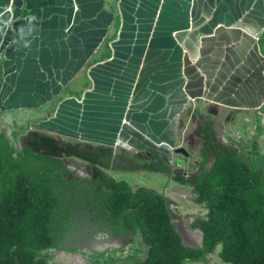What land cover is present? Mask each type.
Here are the masks:
<instances>
[{"label": "crops", "instance_id": "0c3cea01", "mask_svg": "<svg viewBox=\"0 0 264 264\" xmlns=\"http://www.w3.org/2000/svg\"><path fill=\"white\" fill-rule=\"evenodd\" d=\"M263 29L264 0H0V128L169 150L193 109L261 107Z\"/></svg>", "mask_w": 264, "mask_h": 264}, {"label": "trees", "instance_id": "16d2710c", "mask_svg": "<svg viewBox=\"0 0 264 264\" xmlns=\"http://www.w3.org/2000/svg\"><path fill=\"white\" fill-rule=\"evenodd\" d=\"M258 43L261 48L264 29ZM206 163L203 158L194 177L154 164L155 171L191 186L205 207L190 224L201 241L187 246L163 194L104 172L68 177L61 157L11 143L0 131V264H61L46 251H75L98 233H138L146 252L90 264H212L213 253L225 264H264V154L255 162L231 148L208 169Z\"/></svg>", "mask_w": 264, "mask_h": 264}, {"label": "rangeland", "instance_id": "374dc122", "mask_svg": "<svg viewBox=\"0 0 264 264\" xmlns=\"http://www.w3.org/2000/svg\"><path fill=\"white\" fill-rule=\"evenodd\" d=\"M202 108L204 109H193L190 116L186 113L182 117L186 123L179 130L176 145L169 150L159 145L137 143L128 150H122L118 146L78 144L71 139L54 140L41 133L43 136H40L38 132L24 135L25 129L22 126L15 128L16 135L8 136L11 143L28 145L34 150L61 157L70 170L68 177H72L73 172L79 176H94L104 172L115 179H125L133 188L142 185L163 194L172 223L183 243L196 246L201 241V234L192 229L190 224L196 217L204 216L205 207L196 200L191 186L177 182L166 173L155 171L154 164L162 161L172 168L174 176L194 177L199 172V164L203 158L207 161L205 167L208 169L221 151L234 148L237 153L248 155L255 162L258 154H264V108L239 112L221 111L216 107ZM2 117L5 115L0 114V118ZM11 127L13 123L6 120L1 123L0 131L8 132ZM253 141L257 149L253 148ZM179 147L187 154L176 152L175 148ZM46 252L52 255V261L61 264H90L92 259L110 262L128 254L143 257L146 247L138 233L120 237L98 233L75 251L51 249ZM208 257L212 264H225L216 253Z\"/></svg>", "mask_w": 264, "mask_h": 264}, {"label": "water", "instance_id": "95a60500", "mask_svg": "<svg viewBox=\"0 0 264 264\" xmlns=\"http://www.w3.org/2000/svg\"><path fill=\"white\" fill-rule=\"evenodd\" d=\"M175 151L176 152H182V153H184L185 155L187 154V152L183 149V148H175Z\"/></svg>", "mask_w": 264, "mask_h": 264}]
</instances>
